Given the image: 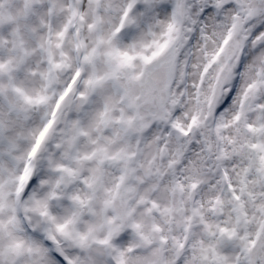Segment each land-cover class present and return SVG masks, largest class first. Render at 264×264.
Wrapping results in <instances>:
<instances>
[{
  "label": "snow or ice",
  "instance_id": "obj_1",
  "mask_svg": "<svg viewBox=\"0 0 264 264\" xmlns=\"http://www.w3.org/2000/svg\"><path fill=\"white\" fill-rule=\"evenodd\" d=\"M0 264H264V0H0Z\"/></svg>",
  "mask_w": 264,
  "mask_h": 264
}]
</instances>
